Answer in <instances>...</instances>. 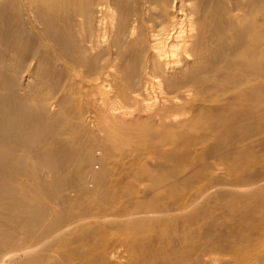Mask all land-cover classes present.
Segmentation results:
<instances>
[{"label":"bare ground","instance_id":"6f19581e","mask_svg":"<svg viewBox=\"0 0 264 264\" xmlns=\"http://www.w3.org/2000/svg\"><path fill=\"white\" fill-rule=\"evenodd\" d=\"M137 1L144 11H132L131 0H0V14L39 33L20 56L0 32V146H13L0 157V264L36 262L88 221L91 230L104 224L111 244L82 257L86 264H143L156 241L166 243L170 264H264V203L255 205L264 196V122L239 130L244 117H264V0ZM27 130L79 163L76 180L52 151L23 155ZM229 162L240 165L234 178ZM109 168L134 207L61 218L68 199L81 202L106 184ZM216 198L252 207L232 219L237 232L222 231L225 213L218 225L207 221ZM36 220L43 228L26 239ZM192 233L222 247L181 254Z\"/></svg>","mask_w":264,"mask_h":264},{"label":"rangeland","instance_id":"374dc122","mask_svg":"<svg viewBox=\"0 0 264 264\" xmlns=\"http://www.w3.org/2000/svg\"><path fill=\"white\" fill-rule=\"evenodd\" d=\"M136 1L137 0H135V2ZM135 2H134V0H131V2L129 3L131 5L128 4L129 7L131 8V10L135 11L137 9L138 10L137 12H139L140 10L144 11V6L142 5L141 1H137L136 2V3H138V5ZM139 4H140V6H139ZM140 7H142L143 9H141ZM141 14H140L141 18L143 17V19H142L143 23H146V22H144L145 21L144 13L142 12ZM8 15L10 17L13 16V15H11L9 13L8 14H0V29H1L0 32L1 31L3 32L2 39L5 38V35H6L7 31H8V33L6 35V39H4V40L7 41V38H9V41H7V42H11V43L14 42L15 43L14 44V48H13L14 51H15V54L18 51L17 54H19L20 56L23 55V54H25V56L29 55V53L30 52L32 53V51H33L32 47H34V44H37L35 37H37V35L39 37V33L34 31L31 27H29L30 25L23 18H19L17 16L16 17L13 16L14 18H10ZM1 17H4V19H2ZM4 20H5V22H4ZM8 20H9V22H8ZM19 21H20V23H19ZM2 22H3V24H2ZM3 25H4V27H3ZM7 29H9L11 33ZM29 33H31V36L28 35ZM31 37H32V39H31ZM33 38H34V41H33ZM24 41H26V44L23 43ZM31 41L34 42V44ZM31 45H32V47H31ZM16 46H17V48H16ZM28 46L31 47V48H29ZM19 50H20V52H19ZM27 50L30 51L28 54H27V52H28ZM30 91H32V90H30ZM29 92L26 94L29 97H33V96L36 95V91L34 93H33V91L30 92L31 95H30ZM17 95H18V92L11 93V96L14 97V98L17 97ZM195 106L196 107H201L200 103H196ZM239 122H242L241 126H243L242 129L239 128V130H242L243 132L246 133L247 131H250V130L253 131V130L257 129L258 127H260V125L263 124V122H264V117L260 118V119L257 118V117L256 118L254 117V119H253L252 117L248 116V118L244 117ZM250 123H253V124L251 125ZM29 129H32V128H29ZM44 138H45V136L43 137L42 134L36 133L34 130H27V140L23 141L17 147H21L23 149V151H22L23 155H26V154L27 155H31V157H36L38 160H39V158L41 159L42 155H48V154H45L46 150L47 151H52V154H51L52 155V160H53V158L59 159V160H62V159L65 160V164L62 166V168L67 170V172L69 174L71 173L70 174L71 177L74 180H76V173L77 174L80 173L79 163L75 162V163L72 164L71 163L72 161L70 162V160H68L67 158H64V157L63 158H59L60 156H63V155L60 153L61 151L58 149V146L57 145H53V146L44 145ZM8 142H10V141H8ZM2 147H3V145L0 146V157H2V160H4L3 157H5V156H12L13 146H12L11 142H10V145L7 146L5 148V150H3V151L1 150ZM259 156H260V154H257V155L246 154V155H244L242 157V160H245V161L246 160H250V159L253 160L254 157H255L254 159H259ZM262 158L264 160V157H262ZM13 159H14V157H13ZM24 164L28 165L26 162H24ZM228 164H229V170H230V173H229L228 177H231V178L236 177L237 174H238V171L240 169L236 170L235 168L236 167L239 168L240 165L236 164L235 166H233V165H231L230 162ZM7 168H11V165L8 164ZM205 169H207L206 166H205ZM110 170H111V168H109V170H108L109 174L107 173L108 174L107 182H106L105 185L102 186V188H100L99 190L93 192L92 194L84 195V197H83L81 202H77L75 200H69L68 199L67 200V206L64 209V211H63V213L61 215V218H69V217L77 216L83 210H86V211H88L91 214L95 213V212H106V210L107 211L109 210L108 212L113 211V212H116V213H120V212H122V211H124V210H126L128 208L134 207V202L128 200V198L126 197L125 193L127 191V188L123 187V186H117V184H113L114 182H110L111 180L109 181V179L111 177L109 175H111V172H112V170L111 171ZM234 170H236L237 172H234ZM203 173H204V171H203ZM65 178L66 177L64 175L63 177H59L58 179H55L54 180L55 185L56 184H62L61 180H64ZM5 185H6V182L3 181L0 186H4L5 187ZM110 187H111V189H110ZM189 188H191V187H188V189ZM112 189H113V191H112ZM124 190H126V191H124ZM170 191H172L173 193L171 192L167 199L171 198L169 201H172V200L173 201H175V200L177 201L179 195L184 190L180 191V189H179V190H176V191H173V190H170ZM120 192H122V194ZM175 192H177V193H175ZM113 193H114V195H113ZM174 194H176L177 197ZM119 196H122V198L120 197L122 199V201L119 198ZM174 197H175V200H174ZM123 198H124V200H123ZM160 199L161 198H158L159 201H160ZM117 200H118V202H117ZM248 201H250V200H248ZM112 202H113V204H112ZM256 202L264 203V196L261 197L258 201H255V205H256ZM116 203H117V205H116ZM118 205H120V206H118ZM213 206H215V210L213 212H210L211 208L208 210L207 221L208 222L214 221V224L218 225V221H217V219L219 218L218 214L225 213L224 215H226V219L228 221H230V223L227 222L228 223L227 226H225V227H223L221 229H222V231L227 232L229 234L230 233L232 234L233 232H237L236 223L233 224V222L235 220H238L240 218L239 216H243L242 215L243 212L249 213V214H251V212H252V207L250 206V204L243 205V204L238 203V202H235V203L232 204V201H231V203L230 202L226 203V202H223V201H217V198L215 199L214 203L212 204V207ZM95 209H96V211H95ZM26 212H27L28 215H30V213H32L33 211L30 210V208H26ZM237 215H238V217H237ZM233 218H236V219H233ZM232 219H233V222H232ZM93 224H94L93 222L88 221V222H85V223H80L78 225H75L67 233H65L64 235H62L58 239L53 240L52 242H50V244L47 246L48 254H46V255H44L42 257H39V259L36 262H32L30 264H80V263L86 264L87 261L81 260L82 257L85 258V256H88L89 254H90V257H91L92 256L91 254H93L99 247L102 248V247L109 246L111 244V241L109 239H107V237H106V232L108 231V230H106V226L104 224H102L101 222H99L96 225V227H97L96 230H94V229L91 230V226H93ZM6 225H7L6 228L8 230H10V231L17 230V228H15L14 226L9 225V222H7ZM84 225H86V227H85L86 229H83ZM215 225H214V227L208 228V229L215 230V228H216L217 232L220 231L221 229L218 228V226L216 227ZM42 228H43V225L39 224V220H36L35 227L34 226L29 227V228L24 227V229L22 231L23 237H25L26 239H29V238H31L33 236L34 233H36L38 231L40 232V230ZM82 229H83V231H82ZM19 230H21V229H19ZM79 231L82 232V233H80ZM201 231H203V229ZM77 232H79V233H77ZM75 233H77V235H75ZM69 235H70V237H67ZM146 235H144V233H140V234H138V237L139 238L141 237L142 239H144ZM191 235L194 237L193 238L194 240H192L193 242H187V243L183 242V243H180L178 245L179 246L178 248L181 251V254H184V255L187 254L185 252H188V253L191 252V254H196V253L197 254L198 253L201 254L203 252H206V251H209V250H212V249H215V248H221L222 247V244L218 243L217 241H212V240H209V239H205L203 236H198L197 234L195 235L193 233ZM93 236H94V238H93ZM99 236L100 237L102 236V237L100 238ZM97 237H99V239ZM67 239H68V241H67ZM64 241H66V242H64ZM97 242H99V244ZM78 243L80 245H78ZM63 244H64V246H63ZM107 244H109V245H107ZM155 244L153 243L152 247H150L148 249V251H147V253L148 254H152V256L149 257V258L146 256L145 257L146 260H145V262L143 264H165V263L166 264H170V263H168L167 261L164 260L165 259L164 258L165 257V252H166V243L165 242L164 243H162V242L158 243L156 241ZM72 245H73V247H72ZM82 245L84 246V248H83L84 250H82V247H83ZM67 246H70L72 248L69 249V247L67 248ZM62 247H64V248H62ZM63 249H68V250H63ZM86 249H89V250H86ZM197 249H199V250H197ZM192 250H194V251H192ZM69 255H71L73 257L70 256L71 258H68ZM76 256L79 257V258H77ZM33 258H36V257H33ZM33 258H30L29 260H31ZM76 258L78 259L77 261H76ZM87 259L90 260L89 256L86 257V260ZM181 260H182V262H181ZM181 260H178L174 264H184V263L185 264H193V258H191V259L184 258V259H181ZM11 264H22V263L13 262Z\"/></svg>","mask_w":264,"mask_h":264}]
</instances>
